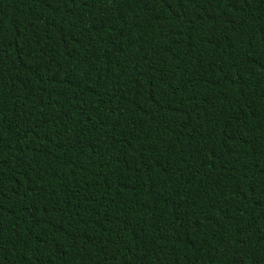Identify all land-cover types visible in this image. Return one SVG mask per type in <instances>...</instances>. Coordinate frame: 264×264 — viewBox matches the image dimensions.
<instances>
[{
	"label": "trees",
	"instance_id": "obj_1",
	"mask_svg": "<svg viewBox=\"0 0 264 264\" xmlns=\"http://www.w3.org/2000/svg\"><path fill=\"white\" fill-rule=\"evenodd\" d=\"M0 264H264V0H0Z\"/></svg>",
	"mask_w": 264,
	"mask_h": 264
}]
</instances>
